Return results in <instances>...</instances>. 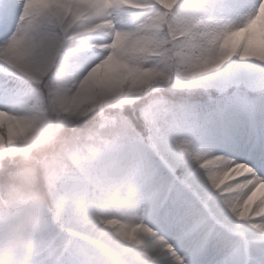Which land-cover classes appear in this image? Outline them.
Listing matches in <instances>:
<instances>
[{"label":"snow or ice","instance_id":"6c2138e0","mask_svg":"<svg viewBox=\"0 0 264 264\" xmlns=\"http://www.w3.org/2000/svg\"><path fill=\"white\" fill-rule=\"evenodd\" d=\"M209 79L264 89V0H0V197L47 203L25 264H264V130L112 139L149 90Z\"/></svg>","mask_w":264,"mask_h":264},{"label":"trees","instance_id":"16d2710c","mask_svg":"<svg viewBox=\"0 0 264 264\" xmlns=\"http://www.w3.org/2000/svg\"><path fill=\"white\" fill-rule=\"evenodd\" d=\"M236 71L234 69L233 73ZM239 90L249 96L264 91L231 80L217 79L180 85L161 84L139 98L145 100L139 111L142 128L129 123L126 131L114 134L112 139L123 143L139 137L160 138L179 131L183 135L181 140L197 145L210 126V113L218 114L225 105L231 104Z\"/></svg>","mask_w":264,"mask_h":264},{"label":"clouds","instance_id":"9594fccd","mask_svg":"<svg viewBox=\"0 0 264 264\" xmlns=\"http://www.w3.org/2000/svg\"><path fill=\"white\" fill-rule=\"evenodd\" d=\"M63 77L57 79V84ZM53 134L58 130L53 128ZM27 164V161H25ZM20 188L2 197L7 202L8 212L0 216V264H25L36 234L47 222V203L38 192H34L23 178Z\"/></svg>","mask_w":264,"mask_h":264},{"label":"rangeland","instance_id":"374dc122","mask_svg":"<svg viewBox=\"0 0 264 264\" xmlns=\"http://www.w3.org/2000/svg\"><path fill=\"white\" fill-rule=\"evenodd\" d=\"M221 114L219 119H215L212 128L201 138L200 147L207 149L208 146L216 143H234L244 135L252 137L257 132L264 130V97L247 100L241 92H238L234 103L225 107ZM180 138V135L174 133L163 140L174 145ZM126 145L135 152L152 148L150 141Z\"/></svg>","mask_w":264,"mask_h":264}]
</instances>
